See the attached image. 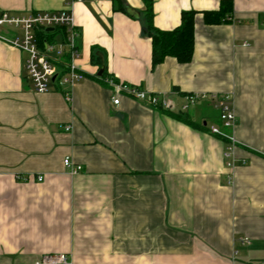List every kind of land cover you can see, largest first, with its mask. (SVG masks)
I'll list each match as a JSON object with an SVG mask.
<instances>
[{
	"label": "crops",
	"instance_id": "1",
	"mask_svg": "<svg viewBox=\"0 0 264 264\" xmlns=\"http://www.w3.org/2000/svg\"><path fill=\"white\" fill-rule=\"evenodd\" d=\"M120 1L139 17L116 0L74 2L86 77L69 96L56 86L37 92L26 53L0 37V264H51L41 260L54 254L67 256L54 264H262L264 0H233V21L221 24H206L203 11L222 0H154L160 29L197 11L192 60L168 56L155 67L144 2ZM68 2L0 0V10L29 15ZM67 52L51 58L66 61ZM102 66L174 112L190 93H231L232 154L197 127L221 124L210 98L186 111L196 127L124 93L115 104L96 78Z\"/></svg>",
	"mask_w": 264,
	"mask_h": 264
},
{
	"label": "built area",
	"instance_id": "2",
	"mask_svg": "<svg viewBox=\"0 0 264 264\" xmlns=\"http://www.w3.org/2000/svg\"><path fill=\"white\" fill-rule=\"evenodd\" d=\"M82 0H69L66 7L57 11H43L32 13L29 15L15 14L9 11L0 10V37L8 42L13 47L19 48L26 53L25 69L28 77L33 82L37 92H47L53 86L64 91L69 96L68 90L71 86L79 81H82L86 74L76 63L80 56L79 48L76 44L75 17L72 10L74 2ZM5 26H14L19 29L18 32H9V36L2 34V28ZM49 27H64L66 30L65 38L62 43L57 44L47 43L45 49H41L37 39V29H47ZM68 49L66 61L56 62L47 53L57 52L58 55L64 54V49ZM55 79H53V77ZM111 89L114 90L113 102L119 103V93L127 94L139 101L146 102L149 105L156 106L161 104L163 107H171V104L157 94H149L138 85L129 84L126 82H110ZM210 98L214 102L215 107L219 111L221 125H213L210 131L213 134H224L223 129L232 131L237 122V115L233 105V97L231 93L205 94V93H190L186 95L185 102L182 106V111H187L189 107L197 103L201 99ZM66 130H70V126H66ZM231 140L229 150L226 151V158L232 152L234 139L230 132ZM65 166L70 168L71 173H77L82 169L81 165H76L70 157L64 158ZM231 163H228L230 165ZM38 181L43 177L39 175ZM42 263H66L67 256L65 254L47 255L42 258ZM264 264V262L262 263Z\"/></svg>",
	"mask_w": 264,
	"mask_h": 264
},
{
	"label": "trees",
	"instance_id": "3",
	"mask_svg": "<svg viewBox=\"0 0 264 264\" xmlns=\"http://www.w3.org/2000/svg\"><path fill=\"white\" fill-rule=\"evenodd\" d=\"M145 4L144 15L146 24L143 27V34L151 38L152 42V66L162 63L168 56L174 57L180 63H188L192 60L195 46V24L194 19L197 11L195 9L183 10L180 23L172 29H160L154 23V0H142ZM118 9L125 10L120 0H116ZM233 0H222L220 7L214 10L203 11L206 24L230 23L233 21ZM62 31L65 38V32L61 27H55L53 31L46 29H37V39L41 49H45L47 43H53L54 36ZM63 38V40H64ZM66 55H68L66 53ZM98 58V57H97ZM99 59V58H98ZM97 80L104 86L111 88L110 82H119L120 80L113 74L107 72L106 68L101 76H96ZM177 89V88H176ZM163 112L175 117L193 127L196 124L192 121L186 111L174 112L169 107L165 108L161 104L155 106ZM221 125V124H220ZM197 127L209 131L210 128L199 123ZM224 134H216L226 143L230 144V131L223 129Z\"/></svg>",
	"mask_w": 264,
	"mask_h": 264
},
{
	"label": "water",
	"instance_id": "4",
	"mask_svg": "<svg viewBox=\"0 0 264 264\" xmlns=\"http://www.w3.org/2000/svg\"><path fill=\"white\" fill-rule=\"evenodd\" d=\"M125 10H126L130 15H132L133 17H139V15H140V13H139L138 11H135V10L129 8V7H125ZM47 30H48V31H49V30L51 31V30H53V27H49V28H47ZM103 71H104V66H102L101 69L98 71V76H101L102 73H103ZM55 77H56V76H54L53 79H55Z\"/></svg>",
	"mask_w": 264,
	"mask_h": 264
},
{
	"label": "rangeland",
	"instance_id": "5",
	"mask_svg": "<svg viewBox=\"0 0 264 264\" xmlns=\"http://www.w3.org/2000/svg\"><path fill=\"white\" fill-rule=\"evenodd\" d=\"M3 30L9 31V32H18L20 31L19 29L15 28L14 26H5L2 28ZM60 37L58 38V42H60ZM49 56H53V53H47Z\"/></svg>",
	"mask_w": 264,
	"mask_h": 264
}]
</instances>
